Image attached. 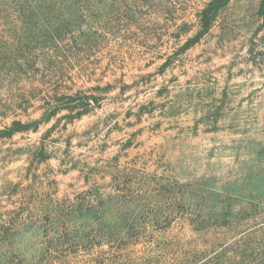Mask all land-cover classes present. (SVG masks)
Listing matches in <instances>:
<instances>
[{"label": "rangeland", "instance_id": "374dc122", "mask_svg": "<svg viewBox=\"0 0 264 264\" xmlns=\"http://www.w3.org/2000/svg\"><path fill=\"white\" fill-rule=\"evenodd\" d=\"M208 1L0 6V35L14 45L31 16L41 39L42 28L83 27L62 29L57 48H23L49 55L60 72L42 68L33 83L0 85V129L39 119L56 92L99 98L81 115L84 107L63 109L0 140V264H40L47 207L68 215L90 200L85 215L117 219L124 211L111 198L125 170L140 187L131 212L154 220L145 264H264V0H232L177 54ZM124 242L121 234L100 249Z\"/></svg>", "mask_w": 264, "mask_h": 264}, {"label": "trees", "instance_id": "16d2710c", "mask_svg": "<svg viewBox=\"0 0 264 264\" xmlns=\"http://www.w3.org/2000/svg\"><path fill=\"white\" fill-rule=\"evenodd\" d=\"M18 2L19 8L22 10H29L28 7L33 6L34 9L40 8L41 5L37 3L38 0H0V6L6 5L8 2ZM232 0H209L202 10L199 12V28L195 35L188 38L187 41L179 47L177 54L184 52L187 48L197 44L210 30L220 13L230 4ZM54 0L53 3H56ZM52 3V4H53ZM46 5H50L45 3ZM32 17V16H31ZM30 17L29 24L26 23L24 30V37L18 38L13 43H9V37H3L0 35V85L6 80L9 82V86L13 87L19 83L30 84L33 83L30 74L35 73L36 70L51 68L55 73L60 72L59 66L54 63L49 55L41 54L36 57L28 55L23 51V48H32L33 43L43 45L49 48H57V37L60 35L62 29L69 28L73 31L74 28L82 31L81 25L67 24L65 26H57L48 30L42 28L45 37L42 39L38 37L34 31L37 26L35 20ZM75 32V31H74ZM86 32V31H84ZM85 38L78 37L74 40L81 44ZM93 39V37L91 38ZM87 38V42L92 44V40ZM14 41V40H13ZM15 47V48H14ZM9 49L16 50L15 54H12ZM62 63L69 59L68 57H60ZM170 61H166L163 66H167ZM98 102V96L94 94H69L60 95L57 92L45 101L43 105V113L39 119H33L29 121H23L21 119H14L9 125L0 129V140L3 138H10L13 135L28 130H37L40 123L48 121L58 112L63 109L74 110L79 107H84L77 114L81 115L87 111L88 107L92 106V101ZM134 169L131 170V172ZM130 172L126 170L123 172V182L115 185V196L113 202L120 205L122 210L121 215L115 220H112L106 215L101 216H88L84 214L85 207L88 209L93 208L90 200L85 202H79L77 206H73V210L70 209L68 213L61 215L57 209L53 206L47 207L48 217L46 219V230L42 234L45 240L44 246L40 251L41 258L40 264H145L144 261L151 259V251L149 249L150 244L153 242L152 237H148V226L154 222L150 220L146 215H133L134 209L132 206H141V200H136L133 196L135 193H139L140 187L133 184L128 178H131ZM112 187V188H114ZM100 194L98 203L106 205L108 197H111V193L104 199ZM121 197L124 200H121ZM101 198V200H100ZM110 201V200H109ZM106 202V203H104ZM109 203V202H108ZM129 208V209H128ZM128 209V210H125ZM126 211V213H125ZM128 211L131 213L128 214ZM151 221V222H150ZM118 223L119 229L114 226V223ZM122 234L125 238L122 246L111 247L110 249H100L103 243L110 242L115 237H119ZM143 243L145 250L138 249V245ZM144 252L140 256L141 252ZM141 260V262L139 261ZM148 264H156L155 262H149Z\"/></svg>", "mask_w": 264, "mask_h": 264}]
</instances>
